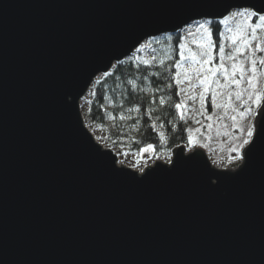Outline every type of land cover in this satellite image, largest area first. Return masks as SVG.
<instances>
[{
  "label": "water",
  "instance_id": "water-1",
  "mask_svg": "<svg viewBox=\"0 0 264 264\" xmlns=\"http://www.w3.org/2000/svg\"><path fill=\"white\" fill-rule=\"evenodd\" d=\"M225 2L0 0V264H264V134L242 171L180 146L139 172L81 105L145 42L221 21Z\"/></svg>",
  "mask_w": 264,
  "mask_h": 264
},
{
  "label": "trees",
  "instance_id": "trees-1",
  "mask_svg": "<svg viewBox=\"0 0 264 264\" xmlns=\"http://www.w3.org/2000/svg\"><path fill=\"white\" fill-rule=\"evenodd\" d=\"M217 25L220 32L225 29L223 23L212 21L214 38L218 35ZM149 42L154 51L152 62L127 59L117 64L111 73L97 79L87 100L86 120L90 128H105L109 118H113L116 125L134 135V152L151 145L149 151L158 155L189 145L184 108L175 107L183 103L182 91L173 78L179 72L175 65L182 62L180 52L184 49L179 45H186V41L178 32ZM216 43L218 48L221 40L217 39ZM109 134L112 144L116 136L113 132Z\"/></svg>",
  "mask_w": 264,
  "mask_h": 264
},
{
  "label": "snow or ice",
  "instance_id": "snow-or-ice-1",
  "mask_svg": "<svg viewBox=\"0 0 264 264\" xmlns=\"http://www.w3.org/2000/svg\"><path fill=\"white\" fill-rule=\"evenodd\" d=\"M216 8L223 10L220 13L223 17L221 23L227 26V34L220 32L219 25H217L218 35L214 38L212 20L209 19L205 23L193 21L195 30L188 32L187 35L196 38L193 43L198 51L187 48L185 44H180V48H186V52H180V57L182 61L191 62V71L204 89V93L199 97L201 107L204 106L206 94L214 84L223 88L234 86L237 89L234 93L235 98L243 100L245 103V108L239 112V117L248 119L256 114L254 109L258 110L262 106V99H264V91L259 89V78L264 75V72L260 71L261 68H264V36L259 35L264 32V0H226ZM232 22H235V25L228 26ZM217 39L222 41L218 48ZM227 43H230V48H226ZM258 54L261 55L258 56ZM226 60L232 63L226 65ZM175 67L182 68L184 64L183 62L177 63ZM183 75L190 82L191 77L187 71ZM180 77L181 73L179 72L173 77L177 84L182 82ZM221 78L226 83L222 84ZM244 85L247 87H243ZM245 93L247 96L244 95ZM215 95L213 93L212 103L214 106H218ZM228 99H232V93L228 94ZM160 103L163 104L164 100L161 99ZM175 107L182 109L184 105L177 103ZM233 110L235 111V109ZM181 114L183 115V113ZM232 119L235 121L237 117L233 116ZM240 131L241 133L246 131V138L242 140V154L239 156V159L245 162L244 167L240 170L242 171L247 166L248 157L256 142L264 134V126L258 130L255 123H250L246 130L240 128ZM244 148L247 150L244 151ZM151 149L152 146L149 145L144 151Z\"/></svg>",
  "mask_w": 264,
  "mask_h": 264
},
{
  "label": "rangeland",
  "instance_id": "rangeland-1",
  "mask_svg": "<svg viewBox=\"0 0 264 264\" xmlns=\"http://www.w3.org/2000/svg\"><path fill=\"white\" fill-rule=\"evenodd\" d=\"M206 21L199 23H205ZM234 25L235 22H232L228 26ZM224 28L223 33L227 34V26ZM194 30L195 26L192 24L184 28L181 33L185 36L187 48L198 51L193 43L196 38L187 35L188 32ZM259 35L264 36V32L259 33ZM225 46L226 48L231 47L230 43H227ZM141 49H143V51H141ZM184 51L186 52V48ZM259 55L261 54H258V56ZM130 59H138V61L148 63L152 62L154 59V51L150 42H145ZM182 62L184 67L179 68V73H181L180 79L182 81L179 86L183 89L181 96L184 105L185 119L189 125V145L186 146L187 153L195 151L196 148L203 149L210 162L216 168H238L243 161L239 159V156L242 154V140L246 138V131L245 133H241L240 128L246 130L252 118L243 119L239 117V112L245 108L244 101L235 98L234 93L237 89H235L234 86L231 88H223L214 84L206 94L204 106L201 107L199 97L204 93V89L200 86L199 80L191 71V62ZM225 63L226 65H230L232 62L226 60ZM185 71H187L188 75L191 77L190 82L186 80L183 75ZM260 71L264 72V68H261ZM200 78L202 79L203 77ZM221 83H226V81H223L221 78ZM263 84L264 75L259 78L260 91H262ZM243 87H247V85ZM89 93L81 102L85 118L89 111V105L87 103ZM213 93L216 94L215 100L218 106H214L212 103ZM229 93H232L231 100L228 99ZM244 95L247 96V93ZM192 97H195V99H192ZM233 109H235V111ZM258 110L254 109V112L257 113ZM233 116L237 117L235 121L232 119ZM87 125L89 126L88 121ZM90 129L96 140L103 147L111 148L118 155L121 165L130 167L139 172H143L146 168L156 164L158 161L170 164L173 159V151H165L158 155H155L154 152L144 150L134 152V135L123 127L116 125L113 118H109L105 128ZM110 132H113L114 136H116L113 138L112 144L110 143Z\"/></svg>",
  "mask_w": 264,
  "mask_h": 264
}]
</instances>
